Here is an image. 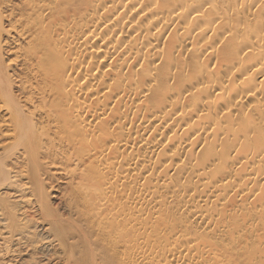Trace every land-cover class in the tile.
Masks as SVG:
<instances>
[{
    "label": "bare ground",
    "instance_id": "1",
    "mask_svg": "<svg viewBox=\"0 0 264 264\" xmlns=\"http://www.w3.org/2000/svg\"><path fill=\"white\" fill-rule=\"evenodd\" d=\"M194 1L0 9V47L17 49L0 61V133L21 147L3 190L28 204L27 166L59 168L112 264H264V0ZM20 56L42 95L8 73Z\"/></svg>",
    "mask_w": 264,
    "mask_h": 264
},
{
    "label": "rangeland",
    "instance_id": "2",
    "mask_svg": "<svg viewBox=\"0 0 264 264\" xmlns=\"http://www.w3.org/2000/svg\"><path fill=\"white\" fill-rule=\"evenodd\" d=\"M202 1L207 0H195L194 5ZM13 3L18 4L17 0H12L11 4L0 5V9L10 12ZM204 6H207V3ZM2 26L5 29L9 27L6 20H2ZM13 50L16 52L17 49L11 41H1L0 61L2 60L4 67L13 65V62L9 63L15 60ZM17 62L18 65L11 67L8 73L20 77L30 73L42 95L38 86L39 78L34 75L35 71L29 69V64L24 62L23 56H20ZM37 95L36 92L34 96ZM12 96L19 107L23 105L25 96L20 97L16 89L12 90ZM43 96L47 99V95ZM3 134L4 132L0 133V157H3L0 158V162L8 168L9 162L13 160L14 155L20 153L21 147H9L8 139ZM61 174L57 167L47 169L43 164L38 167L28 165L27 178L17 183L27 184L28 194L25 201L30 200L28 204H19L18 199L8 196L12 190L6 191L3 187L11 184L10 179L6 182V175L0 178V182L5 183L4 186H0V194H6L0 195L3 196V201L0 200V209L3 207L2 211L6 213L7 208L10 212H15L16 208H19L28 219L24 221L25 225H20L18 221H7L5 214L2 216L4 221L0 220V264H112L113 258L109 256L110 254L101 252V246L95 244L91 229L88 227L89 221H79L72 209L67 208L65 195L69 193L70 186H67L68 180Z\"/></svg>",
    "mask_w": 264,
    "mask_h": 264
}]
</instances>
